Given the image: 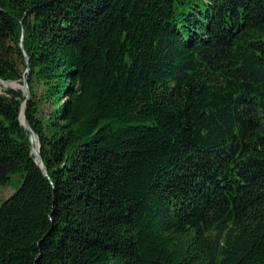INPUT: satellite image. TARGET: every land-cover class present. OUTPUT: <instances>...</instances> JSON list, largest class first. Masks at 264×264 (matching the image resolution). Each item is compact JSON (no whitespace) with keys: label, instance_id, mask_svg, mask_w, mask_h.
I'll return each instance as SVG.
<instances>
[{"label":"trees","instance_id":"trees-1","mask_svg":"<svg viewBox=\"0 0 264 264\" xmlns=\"http://www.w3.org/2000/svg\"><path fill=\"white\" fill-rule=\"evenodd\" d=\"M0 79V264H264V0H0Z\"/></svg>","mask_w":264,"mask_h":264},{"label":"water","instance_id":"water-1","mask_svg":"<svg viewBox=\"0 0 264 264\" xmlns=\"http://www.w3.org/2000/svg\"><path fill=\"white\" fill-rule=\"evenodd\" d=\"M0 83L4 84V86H8L12 89V86L10 85V83L12 82H9V81H5V80H2L0 79ZM23 89L25 90L26 92V100L28 99L29 95H30V91H29V88H28V85H27V80L26 79H23ZM25 100V101H26ZM24 101V102H25ZM24 109H25V104H23V108H22V113L21 115L23 116V119H21V122L22 124L30 131V141L31 143L33 142V140L35 139V147L32 148V153L34 154L35 156V161L36 163L43 167L42 165V160H41V157L39 155V149H40V145H39V141H38V138L35 136L34 132L31 130L30 126H29V123L28 121L25 119L24 117ZM21 115H20V118H21Z\"/></svg>","mask_w":264,"mask_h":264},{"label":"rangeland","instance_id":"rangeland-1","mask_svg":"<svg viewBox=\"0 0 264 264\" xmlns=\"http://www.w3.org/2000/svg\"><path fill=\"white\" fill-rule=\"evenodd\" d=\"M14 83H16V85H14V86L11 85L12 86V89H14V90H21L25 94V96H26V92L23 89V86H24L23 85V81H22V83H19V82L15 81ZM2 86H4V85H2ZM4 87H7V86H4ZM32 143L33 144L35 143L34 140H33ZM13 186L14 185H10V186H7V187H1L0 188V203H1V201H3L14 190V187Z\"/></svg>","mask_w":264,"mask_h":264},{"label":"bare ground","instance_id":"bare-ground-1","mask_svg":"<svg viewBox=\"0 0 264 264\" xmlns=\"http://www.w3.org/2000/svg\"><path fill=\"white\" fill-rule=\"evenodd\" d=\"M3 85H4V84H3ZM10 85H13V86H14V85H16V83L13 82V83H10ZM21 118H23L22 115H21ZM34 142H35V139H34Z\"/></svg>","mask_w":264,"mask_h":264}]
</instances>
